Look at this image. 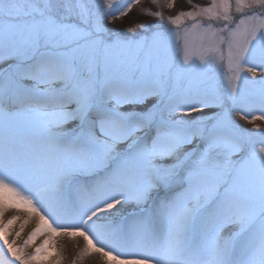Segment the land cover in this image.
<instances>
[{
  "label": "snow or ice",
  "instance_id": "1",
  "mask_svg": "<svg viewBox=\"0 0 264 264\" xmlns=\"http://www.w3.org/2000/svg\"><path fill=\"white\" fill-rule=\"evenodd\" d=\"M140 2L0 0V264L51 255L8 240L21 207L39 218L25 247L63 233L110 264H264V0L109 26Z\"/></svg>",
  "mask_w": 264,
  "mask_h": 264
},
{
  "label": "rangeland",
  "instance_id": "2",
  "mask_svg": "<svg viewBox=\"0 0 264 264\" xmlns=\"http://www.w3.org/2000/svg\"><path fill=\"white\" fill-rule=\"evenodd\" d=\"M194 3L198 4H207L208 0H193ZM189 5L187 0H175V8L168 9L164 7L163 9L158 8L156 5L152 3V0H141L139 5H136L132 8V10L128 13L126 17L117 20L114 24H110L109 26L123 31L129 27H134L137 24H155L158 21L155 17L147 15L149 11H158L162 10L165 16L173 15L176 12L181 10H188ZM140 31V29H137ZM237 119H239L237 117ZM245 127H251V125L246 124L244 121H240ZM264 126V124H262ZM9 211H15L14 216L5 217V215ZM17 213L24 214L22 217H18ZM16 218L14 223L8 226L7 233H8V240L10 242L14 241V246L21 247L24 249V253H32L34 252L35 248L44 242L46 238L51 239V244L49 246V252L51 255L48 256L47 260L42 261L41 264H53L54 261H59V264H73L74 257L85 247V241L83 237L80 236H69L67 234H57L53 235L51 233L45 232L44 234L38 235L34 241L25 247V242L28 240L30 236V232L26 231L24 228L28 225L31 227H35L38 224V216L36 213L32 212L30 209L21 207V208H10L5 211L3 216V221L7 223L8 220ZM25 221H27L25 223ZM23 225V229L21 230V226ZM20 233L17 236V233ZM3 241L0 240V244ZM36 244L35 248H32V245ZM75 248L73 249V247ZM92 262H100L95 255L89 256ZM95 260V261H94ZM102 264H110L109 262L105 261Z\"/></svg>",
  "mask_w": 264,
  "mask_h": 264
},
{
  "label": "bare ground",
  "instance_id": "3",
  "mask_svg": "<svg viewBox=\"0 0 264 264\" xmlns=\"http://www.w3.org/2000/svg\"><path fill=\"white\" fill-rule=\"evenodd\" d=\"M14 213H16L15 211H9L6 215H5V217H10L11 215L12 216H14L13 214ZM17 215H18V217L20 216V217H22L24 214H19V213H17ZM37 226H35V227H31V225H28V226H26L24 229L26 230V231H28V232H30V235H31V233L35 230V228H36ZM42 244V243H41ZM40 244V245H41ZM40 245H38V246H40ZM37 246V247H38ZM36 247V244H33L32 245V248H35ZM75 248V246L73 247V249ZM82 250H83V248H82ZM82 250H80V252L74 257V260H73V264H102V263H105V261H107V262H109L110 263V261L107 259V258H105V257H103V256H101L99 253H96V252H92L91 254H89V255H87V256H84L83 258H80V255H81V253H82ZM25 254H27V253H25ZM92 255H95L97 258L96 259H98L100 262H96V263H94V262H92V260L89 258V256H92ZM95 261V260H94Z\"/></svg>",
  "mask_w": 264,
  "mask_h": 264
}]
</instances>
